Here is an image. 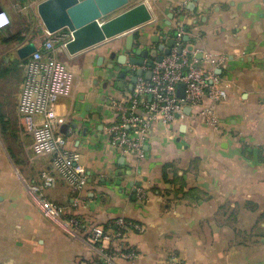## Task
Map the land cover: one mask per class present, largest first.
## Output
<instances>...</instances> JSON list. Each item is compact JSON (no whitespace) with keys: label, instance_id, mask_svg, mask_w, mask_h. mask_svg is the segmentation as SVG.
<instances>
[{"label":"crops","instance_id":"obj_1","mask_svg":"<svg viewBox=\"0 0 264 264\" xmlns=\"http://www.w3.org/2000/svg\"><path fill=\"white\" fill-rule=\"evenodd\" d=\"M22 2L0 0V10L12 19ZM139 3L151 19L134 30L132 49L122 40L72 58L56 53L81 78V89L60 98L56 109L64 119L59 132L80 154L87 184L77 189L57 178L56 187L41 194L80 219L83 228L75 236L42 217L34 204L32 194L41 187V174L51 171L52 157L33 153L17 110L26 63L17 49L39 45L45 31L39 39L21 33L20 41L14 38L19 30L0 29V264H264V0H129L128 7ZM179 27L197 66L211 69L205 54L225 58L213 70L228 95L218 107L220 132L188 110L172 140L156 124L145 159L123 156L108 145L106 107L111 92L131 89L138 67L120 78L129 65L117 72L108 66L117 67L121 55L140 58L137 48L156 50ZM155 35L158 43L151 41ZM120 218L140 226L126 231L125 245L136 258L107 262L86 230L97 225L111 233Z\"/></svg>","mask_w":264,"mask_h":264},{"label":"built area","instance_id":"obj_2","mask_svg":"<svg viewBox=\"0 0 264 264\" xmlns=\"http://www.w3.org/2000/svg\"><path fill=\"white\" fill-rule=\"evenodd\" d=\"M9 25L8 16L0 10V29ZM134 33L123 32L71 55L66 49L72 40L71 32L48 33L45 30L42 42L25 63V77L17 110L25 132L32 138L33 153L36 156L52 157V169L41 174V187L34 189L33 201L42 217L71 236L82 230L80 219L41 194L43 190L55 188L57 178L72 188L81 189L87 184L80 154L69 147V136L59 132L64 119L56 109L60 98L81 89V78L70 72L56 53L72 58L103 44L125 40L126 36ZM184 34L179 27L174 33V46L170 54L159 63L153 62L150 67H141L144 73L151 72L150 78L147 79L143 74L137 77L129 91L110 93L106 107L105 134L109 147L121 155L135 160L145 159V146L150 142V131L156 124L163 126L167 139L172 140L178 135L177 125L185 119V109L193 112L194 118L205 128L220 132L218 107L226 101L228 95L224 82L213 70L222 65L225 58L205 54L204 60L211 69L203 70L183 48L181 39ZM179 84L184 85L183 98L177 95ZM139 195H143L141 191ZM114 225L117 230L111 233L97 225L87 228V240L91 247L107 262L115 258H136V253L125 245V239L126 231H140V226L122 218L116 220Z\"/></svg>","mask_w":264,"mask_h":264},{"label":"water","instance_id":"obj_3","mask_svg":"<svg viewBox=\"0 0 264 264\" xmlns=\"http://www.w3.org/2000/svg\"><path fill=\"white\" fill-rule=\"evenodd\" d=\"M129 0H43L37 4V15L44 26L46 32L55 33L67 29L72 33V40L66 45L69 54L73 55L83 51L91 46L99 44L106 39L113 38L123 32H133L136 28L150 21L151 15L144 3L128 7ZM117 12V13H116ZM112 15L106 19L108 15ZM175 36V35H174ZM164 44H158L157 49L147 51L137 48L136 55L140 58H126L121 55L118 58V66L113 69L114 72L120 71V66L125 62L129 65L125 70L119 72V77L123 78L127 72L131 71L130 66H136L138 69L131 78V84L136 82L137 77L144 74L148 79L151 72H143L142 66L150 67L153 62H161L165 56L170 54L174 46V38L166 40ZM151 41L158 43L157 35L151 38ZM134 34L126 36L124 48L132 49ZM36 50V45L29 42L17 49L20 59H26ZM114 57V53L110 58ZM100 65L103 58H99ZM114 72L109 74L114 76ZM105 72H101V76ZM177 95L179 98L184 97V85L177 86ZM188 109H185L187 112Z\"/></svg>","mask_w":264,"mask_h":264},{"label":"rangeland","instance_id":"obj_4","mask_svg":"<svg viewBox=\"0 0 264 264\" xmlns=\"http://www.w3.org/2000/svg\"><path fill=\"white\" fill-rule=\"evenodd\" d=\"M24 2L25 0L22 2L23 6L21 5L20 7L21 10L23 9L22 12L19 10L12 19L8 17L10 20L11 33L15 32L16 30H19L21 33H25L24 35H29V32H41L42 30L44 32L45 28L42 25L36 10L37 4L41 2V0H26L25 4ZM116 13L108 15L106 19L110 18ZM6 15L8 16L7 13Z\"/></svg>","mask_w":264,"mask_h":264},{"label":"trees","instance_id":"obj_5","mask_svg":"<svg viewBox=\"0 0 264 264\" xmlns=\"http://www.w3.org/2000/svg\"><path fill=\"white\" fill-rule=\"evenodd\" d=\"M20 34H21V32H19L18 34L14 35L15 36L14 38L21 41L23 39V37H21ZM40 34H41L40 32H31L29 37H30V39H37V38L39 39L40 38ZM134 38H137V34H134ZM26 60H27V58L23 59L22 61L25 62ZM260 149H261V151H259V155L264 153V147H261ZM195 161L196 160H193L192 162H195ZM192 162H190V164ZM177 183L180 184V186H179L180 189L184 186V182L182 181V176H178L177 171H176V184Z\"/></svg>","mask_w":264,"mask_h":264}]
</instances>
